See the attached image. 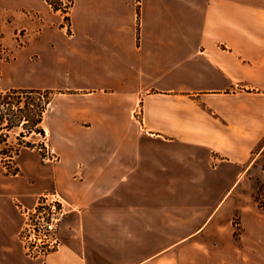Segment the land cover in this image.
<instances>
[{"label":"crops","instance_id":"obj_1","mask_svg":"<svg viewBox=\"0 0 264 264\" xmlns=\"http://www.w3.org/2000/svg\"><path fill=\"white\" fill-rule=\"evenodd\" d=\"M43 6L0 0V50L23 43L0 64V90L55 92L41 126L59 155L45 163L22 148L17 174L0 161V264H159L172 246L228 229L230 198L264 149V9L73 0L70 28L60 17L19 35L11 15ZM53 192L74 209L61 247L29 259L16 202ZM175 230L188 232L174 242Z\"/></svg>","mask_w":264,"mask_h":264},{"label":"rangeland","instance_id":"obj_2","mask_svg":"<svg viewBox=\"0 0 264 264\" xmlns=\"http://www.w3.org/2000/svg\"><path fill=\"white\" fill-rule=\"evenodd\" d=\"M43 3L42 9L26 10L11 15L17 25L24 24L19 35L28 34L30 38L36 37L40 31L54 27L60 17L64 19L63 27L70 25L66 12H55L48 3L46 4V0H43ZM254 6L264 9V0H254ZM22 44L15 43L5 51L0 50V64L10 60ZM13 98L10 101L15 103L14 111L17 110L18 102L22 105L28 103L30 107L37 108L45 100L38 94H18ZM0 107L4 109V104ZM21 130L22 128H19L12 133L8 143L12 146L22 145L21 149L36 148L42 159L45 148L43 141L49 145L46 132L33 131L29 136L20 138L18 135ZM26 142H31L33 147H26ZM1 146L5 147V144L2 143ZM1 163L8 173L18 169L16 159L12 163ZM229 205L231 210L228 214L230 220L228 229H222L220 233L213 230L207 232L206 245L199 244L198 239H190L172 246L162 253L165 256L158 261L159 264H264V149L233 193ZM187 232L175 230L174 242L179 241ZM162 247L158 246V249Z\"/></svg>","mask_w":264,"mask_h":264},{"label":"built area","instance_id":"obj_3","mask_svg":"<svg viewBox=\"0 0 264 264\" xmlns=\"http://www.w3.org/2000/svg\"><path fill=\"white\" fill-rule=\"evenodd\" d=\"M67 3L64 1V5ZM68 27L70 28V25ZM135 116L137 120H143L142 108L136 109ZM43 142L45 148L42 160L45 163L57 162L58 153L46 141ZM17 208L23 217L18 239L26 257L44 261L61 247L60 226L65 217L74 210L73 206L62 195L55 192L40 195L33 207H27L18 202Z\"/></svg>","mask_w":264,"mask_h":264},{"label":"trees","instance_id":"obj_4","mask_svg":"<svg viewBox=\"0 0 264 264\" xmlns=\"http://www.w3.org/2000/svg\"><path fill=\"white\" fill-rule=\"evenodd\" d=\"M67 5H64V0H58L52 2L46 0V2L57 11L68 13L73 4V0H68ZM69 21V17H68ZM18 94H38L40 97L45 98L44 102L37 108L30 107L28 103L22 105L20 102L16 105L17 110L14 111L15 103L10 100ZM55 95L54 91H42L35 89H12L9 91L0 90V106L4 104V109L0 107V161L5 163H12L15 161L20 153L22 145L12 146L8 143V139L12 133H15L17 129L22 128L18 137L24 138L29 136L33 131L45 132L41 126L44 119V115L49 108V104ZM4 143L5 147L1 144ZM26 147H33L31 142L25 143ZM8 173V172H7ZM19 173V169H16L12 174Z\"/></svg>","mask_w":264,"mask_h":264}]
</instances>
